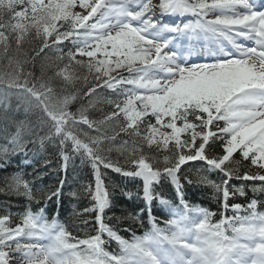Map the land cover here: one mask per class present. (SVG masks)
Instances as JSON below:
<instances>
[{"label":"snow or ice","instance_id":"6c2138e0","mask_svg":"<svg viewBox=\"0 0 264 264\" xmlns=\"http://www.w3.org/2000/svg\"><path fill=\"white\" fill-rule=\"evenodd\" d=\"M0 60L8 68L0 73V119L14 129L5 128L0 169L13 155L27 154L29 137L41 146L58 141L65 170L69 148L92 167L94 185L84 186L92 207L84 211L95 213L96 224V234L81 239L43 209L28 208L14 226L5 214L0 264H264V201L230 203L246 196L244 182H259L251 186L254 196L264 193V10L253 0H0ZM29 62H39V77L25 71ZM77 84L82 91H67ZM80 95L88 103L71 111ZM99 104L108 110L90 119L89 108ZM112 123L116 135L127 137L116 149L124 164L102 154L115 135L101 128ZM80 125L97 135L82 138ZM196 162L217 172L219 182ZM101 166L142 182L149 231L127 239L106 223L112 193ZM165 182L174 188L175 206L157 191ZM191 184L211 187L233 214L213 223V213L185 198ZM0 193L36 199L21 173L4 177ZM61 194L57 188L46 198ZM154 200L170 209L164 227L151 213ZM129 218L144 226L142 217ZM109 241L118 251L106 250Z\"/></svg>","mask_w":264,"mask_h":264},{"label":"trees","instance_id":"16d2710c","mask_svg":"<svg viewBox=\"0 0 264 264\" xmlns=\"http://www.w3.org/2000/svg\"><path fill=\"white\" fill-rule=\"evenodd\" d=\"M62 47H64L66 52L71 45L65 42V45H62ZM49 55H51V53ZM24 68L25 71L32 72L37 77L41 75L39 62H37L35 66L29 62L24 65ZM7 70V61L0 60V73ZM54 87L59 88L60 83L58 81L55 82ZM83 87V84H77L75 86H69L67 91L75 94L78 90L82 91ZM81 102L86 105L88 103L87 97L83 95L78 96V99L70 105V110L76 111ZM2 107L3 106L0 105V108ZM15 107L16 100L13 98L11 101V108L14 110ZM102 110L107 111L108 105L99 104L95 109L89 108V118L92 120H99L102 117ZM16 115L23 118L22 113H16ZM0 116H2V113H0ZM31 119L35 120V117H31ZM6 127L9 133L14 130L10 125H6V122L3 119H0V144L4 143ZM78 130L81 133L82 138H84V133H87L90 136L97 135L96 129H90L87 125H80ZM37 131L40 135H43V130L38 129ZM101 132L110 137L115 135L114 141H104L102 154L106 157H110L114 161H119L120 164H124V156L116 151V149L120 146L121 141L127 139V137H124L123 134L116 135L115 123L104 125L101 128ZM28 139L34 142L27 143L25 150L27 154L18 153L13 155L8 166L4 169H0V187L4 186V177L10 176L13 173H21L24 178L35 174V177L30 178L28 182L30 183L34 196L36 197L31 203L36 205V201L41 202L43 199H47L46 197L50 192L55 191L58 188V184L63 176L64 184L60 188L62 194L59 197V200H57V197L55 196L50 200L48 199L49 203L53 204L51 210L53 212H58L59 216L65 223V228L73 236L83 239L89 235H95V213H86L84 211L85 208L92 207L91 197L84 192V186L93 185L94 182V174L91 165L86 160L82 161L79 155L71 153V149L69 148L68 153L71 158L68 161L67 169L65 170L63 165H61V160H59L61 154L58 141L53 142L51 140H45L43 146H41L37 137L32 136ZM108 149H111V151ZM213 151L218 153L220 149L218 146H214ZM235 157L236 159H240L238 153L235 154ZM246 163L247 162H245V164ZM61 167H63V169ZM196 168H201L199 167V163H196ZM184 169L189 173V166H185ZM252 170L255 171L254 168ZM100 171L104 176L105 184L108 185L109 191L112 193V205L105 210L106 223L118 230L119 234L123 237L130 232L128 229L140 234L146 226L144 213H142L141 216L138 214L139 207L143 204L140 199L141 193L138 191L141 188L140 183L132 181L131 178L123 177L111 171V169H105L102 166ZM37 172L38 174H36ZM191 178L193 180L196 179L195 168L192 169ZM214 178L215 177H212L211 174V179L216 181L217 178ZM166 186L167 185L165 184L159 189L162 190L165 188L161 191V194L169 196L172 194V191L170 187L166 188ZM191 189H194V197L190 199L191 201L196 202L201 206H208L210 210H218L219 201L218 199H215V194L211 187L193 184ZM69 191L76 192L77 195L70 196L68 194ZM64 196L66 197V203H68V206L63 205L62 200ZM186 196L188 197V194H186ZM244 199H247V197L245 196ZM30 204L24 196L0 193V216L8 214V211L10 210H20L21 207ZM130 215L142 217L144 226L141 227L140 220L130 219ZM11 217L14 218L15 216L11 214Z\"/></svg>","mask_w":264,"mask_h":264},{"label":"bare ground","instance_id":"6f19581e","mask_svg":"<svg viewBox=\"0 0 264 264\" xmlns=\"http://www.w3.org/2000/svg\"><path fill=\"white\" fill-rule=\"evenodd\" d=\"M62 201H63V205L65 206V203H66V197L65 196L63 197V200Z\"/></svg>","mask_w":264,"mask_h":264}]
</instances>
